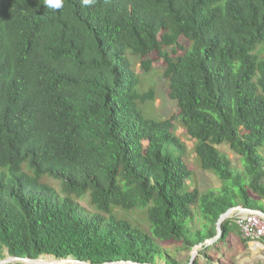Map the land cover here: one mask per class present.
<instances>
[{"label": "trees", "instance_id": "obj_1", "mask_svg": "<svg viewBox=\"0 0 264 264\" xmlns=\"http://www.w3.org/2000/svg\"><path fill=\"white\" fill-rule=\"evenodd\" d=\"M151 53L165 119L139 89ZM237 206L264 212V0H0V260L178 264L160 243L192 249Z\"/></svg>", "mask_w": 264, "mask_h": 264}, {"label": "rangeland", "instance_id": "obj_2", "mask_svg": "<svg viewBox=\"0 0 264 264\" xmlns=\"http://www.w3.org/2000/svg\"><path fill=\"white\" fill-rule=\"evenodd\" d=\"M149 57L152 62L148 71L142 68L140 62L135 65V70L140 78L139 89L142 92L150 88L154 89L155 99L149 104V107H151L157 118L165 119L170 117L173 112L176 113V109L172 101L166 96V84L162 78L163 61L155 53H151ZM175 127V134L182 137V128L177 123ZM183 140L188 153V162L196 171L199 189L205 191L211 187H219L220 181L215 174L203 172L195 167L194 156L191 151L192 141L187 137H184ZM218 148L227 153L235 162L238 161V156L227 145L222 144ZM80 203L89 209L85 200H81ZM246 214V212L237 208L232 210L228 219L230 218L232 224L237 225V229L231 228L225 242L215 240L205 246H198L194 250L181 248L180 245L173 242H163L160 245L166 252V258L174 259L178 264H264V239H259L258 241L245 239L240 231L238 219ZM258 242L260 243L258 244ZM41 257L44 258L43 256ZM45 259L47 260L48 258ZM153 264H166V261L165 259L157 258Z\"/></svg>", "mask_w": 264, "mask_h": 264}, {"label": "water", "instance_id": "obj_3", "mask_svg": "<svg viewBox=\"0 0 264 264\" xmlns=\"http://www.w3.org/2000/svg\"><path fill=\"white\" fill-rule=\"evenodd\" d=\"M237 208L238 210H242L244 212H246L247 214H257L260 216L264 217V212H262L261 210H254V209H247V208H243L242 206H237V207H233L230 208L228 211H226L223 215H221L220 219L217 221V227H218V232L217 235L212 238V239H208L203 243H199L197 245H195L191 250H194L195 248H197L198 246H205L207 243L213 242L217 239L220 238V236L222 235V229H221V224L222 222L230 217V214L232 212L233 209ZM44 258H48L47 260L44 258H42L41 256L38 258H27V257H12V256H8L6 255L5 258L0 260V263H8V262H21V263H32V264H65V263H71V264H87L86 262L83 261H79V260H75L72 258H54L48 255L43 256ZM128 264H132L131 262H128Z\"/></svg>", "mask_w": 264, "mask_h": 264}, {"label": "built area", "instance_id": "obj_4", "mask_svg": "<svg viewBox=\"0 0 264 264\" xmlns=\"http://www.w3.org/2000/svg\"><path fill=\"white\" fill-rule=\"evenodd\" d=\"M240 231L245 239H264V218L257 214H246L238 219Z\"/></svg>", "mask_w": 264, "mask_h": 264}, {"label": "clouds", "instance_id": "obj_5", "mask_svg": "<svg viewBox=\"0 0 264 264\" xmlns=\"http://www.w3.org/2000/svg\"><path fill=\"white\" fill-rule=\"evenodd\" d=\"M94 0H83L85 5L93 3ZM45 4L48 6H55L59 8L61 6V0H45Z\"/></svg>", "mask_w": 264, "mask_h": 264}, {"label": "crops", "instance_id": "obj_6", "mask_svg": "<svg viewBox=\"0 0 264 264\" xmlns=\"http://www.w3.org/2000/svg\"><path fill=\"white\" fill-rule=\"evenodd\" d=\"M260 242H258V244H259Z\"/></svg>", "mask_w": 264, "mask_h": 264}]
</instances>
